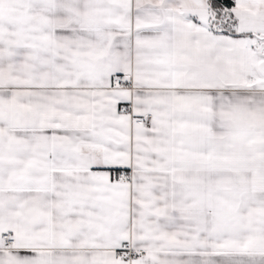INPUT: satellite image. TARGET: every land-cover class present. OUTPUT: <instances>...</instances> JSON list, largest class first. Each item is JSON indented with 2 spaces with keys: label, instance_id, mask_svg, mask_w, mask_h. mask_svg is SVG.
Wrapping results in <instances>:
<instances>
[{
  "label": "snow or ice",
  "instance_id": "snow-or-ice-1",
  "mask_svg": "<svg viewBox=\"0 0 264 264\" xmlns=\"http://www.w3.org/2000/svg\"><path fill=\"white\" fill-rule=\"evenodd\" d=\"M0 264H264V0H0Z\"/></svg>",
  "mask_w": 264,
  "mask_h": 264
}]
</instances>
